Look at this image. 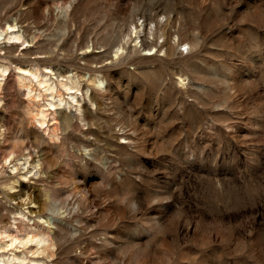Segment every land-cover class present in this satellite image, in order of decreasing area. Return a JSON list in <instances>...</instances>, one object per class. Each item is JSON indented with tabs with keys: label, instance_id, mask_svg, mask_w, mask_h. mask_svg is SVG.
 Here are the masks:
<instances>
[{
	"label": "rangeland",
	"instance_id": "1",
	"mask_svg": "<svg viewBox=\"0 0 264 264\" xmlns=\"http://www.w3.org/2000/svg\"><path fill=\"white\" fill-rule=\"evenodd\" d=\"M0 33V260L264 264V0H0Z\"/></svg>",
	"mask_w": 264,
	"mask_h": 264
},
{
	"label": "bare ground",
	"instance_id": "2",
	"mask_svg": "<svg viewBox=\"0 0 264 264\" xmlns=\"http://www.w3.org/2000/svg\"><path fill=\"white\" fill-rule=\"evenodd\" d=\"M143 26V25H142ZM13 26H11V25H8L7 26V30L8 29H10L11 30V28H12ZM7 30H4V33H5V35H4V37H3V39L5 38V36L7 35ZM142 30V29H141ZM139 32H140V30H137L136 29V27H134V33L136 34V35H138L139 34ZM9 36L7 37L8 39H15V40H18V39H20V36H19V34H16V33H14L13 32V29H12V31H10L9 33ZM0 35H1V33H0ZM138 37V36H137ZM144 46V44L142 43V44H140V46ZM118 48H119V46H118ZM150 51V50H149ZM118 53V49L115 51V54H117ZM149 54H151L150 52L147 54V55H149ZM32 72V71H31ZM7 73V68L5 67V66H2V65H0V82H1V80H2V78L5 76V74ZM31 75H33V77H35V78H37V82H38V84L39 85H42L43 86V88L45 89V90H47V89H53L50 85H48V81H46L45 79H43L42 77H44L45 75H42L41 76V74L40 73H38V71H34V72H32L31 73ZM21 78V77H20ZM30 80V79H29ZM21 81H23V79L21 80ZM48 85V86H47ZM27 87H28V89H29V92H33L34 91V89L32 88V86H31V82L27 85ZM41 94L40 93H37V97H39ZM57 96L59 97V94L57 93ZM60 102H61V99H60ZM48 105H53V104H51V103H48ZM37 114H40V116H41V122H43L42 120H43V117L45 116V113H44V109H42V105H40V103H38V101H37ZM62 114V113H61ZM62 120H63V122L64 123H66V125L68 124V118H67V115L65 114V113H63V116H62ZM1 234V233H0ZM14 237V236H13ZM40 237V236H39ZM39 237H37L36 236V238H39ZM31 238H32V236H31ZM14 239H16V238H14ZM13 239V240H14ZM31 239L29 238V241H30ZM38 240V239H37ZM40 240V239H39ZM15 241V240H14ZM13 242V241H12ZM13 243H15V242H13ZM13 258H15V259H17V260H20L21 262H23V260H24V258L23 259H21V257L19 258V257H17V256H15V257H13ZM12 261H14L13 259H12ZM9 262H10V259H8V261H4V260H0V264H9Z\"/></svg>",
	"mask_w": 264,
	"mask_h": 264
}]
</instances>
